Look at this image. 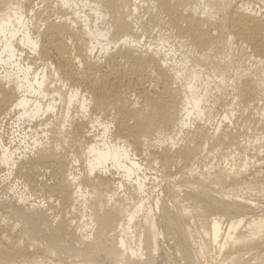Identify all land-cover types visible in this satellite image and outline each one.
<instances>
[{"label":"bare ground","instance_id":"1","mask_svg":"<svg viewBox=\"0 0 264 264\" xmlns=\"http://www.w3.org/2000/svg\"><path fill=\"white\" fill-rule=\"evenodd\" d=\"M250 149L264 153V0H0V171L60 198L0 203L21 226L0 211V262L44 264V237L71 264H155L162 230L169 264H264ZM144 161L186 168L179 187L151 202ZM83 196L89 237L65 214Z\"/></svg>","mask_w":264,"mask_h":264},{"label":"rangeland","instance_id":"2","mask_svg":"<svg viewBox=\"0 0 264 264\" xmlns=\"http://www.w3.org/2000/svg\"><path fill=\"white\" fill-rule=\"evenodd\" d=\"M248 134H249L251 140L256 138L255 137V135H256L255 131L250 130ZM12 136L13 135H10L9 138H11ZM255 143H257L256 145H259L260 141H257V142L253 141L252 145H254ZM251 147H253V146H251ZM248 153H249V160L251 162V165H250L251 168H249V173L251 175L249 177L252 178V177L258 175L259 179L263 178L262 176L264 175V153L261 154L260 156H256V157H254L255 156L254 155L255 150L250 149L248 151ZM222 161H223V159H222ZM146 162L147 161L143 162L145 168L147 167L146 168L147 169L146 175L149 174V175H147V177H149L151 179L153 178L152 181H151V179H150V182L147 181L148 187L151 188L150 190L153 189L152 196H151V191L149 194L151 196V199H150L151 202H156L159 197L164 195L162 188L167 187V185L171 186V187H179L180 181L184 178L183 174H184V172H186V168H183V166H181V168L179 170H176V171H174V173H172L171 177L166 176V177L161 178L160 173L157 175L156 174L157 172L155 170L151 171L152 167H150L149 164L147 165ZM231 162H233V161H231ZM237 162H240V159H237ZM226 163H227V161L224 160L223 165L226 166ZM155 174H156V176H155ZM7 175H8V171H6V170L2 171V172L0 171V203L4 204V205L0 204V206L2 205L3 207L4 206L6 207V205H8V203H9V205H11V203H12V205H15V206L23 204V207L27 209L28 207L29 208H33V207L39 208V206L47 207L48 205H54V204L57 206L58 202L60 203V198L57 195V193H55L53 191L41 189V188H40V190H39V188H37V189L31 188L29 190V189H27V187H25V183L23 182L22 179L18 178L14 174L9 176V177H7ZM158 176H159V178H158ZM149 178L147 180H149ZM159 185H160V187H159ZM37 190H39V191H37ZM179 190L182 191L183 188L180 187ZM47 191L49 193L51 192L50 194L52 196L49 193H47ZM125 193H126V195H125ZM146 194L147 193H142L143 196ZM255 194L253 195V194H251V192H249L245 196L250 198L253 202L259 204V206L262 207L263 210L260 209L258 206L257 213L263 214L264 213V195L259 196V194L258 195H255ZM53 195H54V197H53ZM120 195L126 196V197L130 196L133 199H135L136 201H140V199L142 198L141 197L142 195H139V192H135V189L134 190H128L127 192H126V190L124 192H123V190H121ZM181 195H185V194L182 192ZM256 196H258V197L256 198ZM85 197L83 196V197L79 198V201L76 203L77 204L76 207L74 209L71 208L69 211L66 210L65 214L68 218H70L73 221V224L80 229L81 234H84L85 237H89V235L92 233L93 225L90 223V219H89L90 208L86 204ZM56 198L57 199L59 198V199L57 200ZM30 206H32V207H30ZM58 206L60 207V204H58ZM58 210H60V209H58ZM58 210H57V212H58ZM0 211H2L1 213L3 214L2 218L5 216H8V214L6 213L5 210L1 209ZM5 214H7V215H5ZM57 215H58V219H59L61 214L57 213ZM57 215H56V217H57ZM8 217H10V218H8ZM8 217H5L4 220L8 223L10 221L11 224L15 225V226L13 225L15 230L16 229L19 230L21 228V226H20L19 222L16 220V218L14 219V217H12L10 215ZM11 217H12V219H11ZM139 219H140V217L138 216L134 225H132V229H131L132 234H130L131 236L135 237V238H133V242H132V246L135 250H138L139 248H141L139 245V242H138V236L142 231V226L138 222ZM225 225H227V223H225ZM160 233H161V235H160L161 237L159 239L160 245H159V250L155 253V256H156L155 257V259H156L155 264H169L167 261V253H172L174 251L173 241L170 240L167 237V235H165L164 233L162 234V230H160ZM40 238L35 240V243H37V246H36L37 248L33 247L34 249L32 248V250L35 253L36 252L38 253V254L37 253L35 254L36 257H38L40 259L42 258L45 262L44 264H71V260L64 259V258L57 256V255L51 256V255L43 253L41 249L45 248L46 241L43 239L44 237H40ZM177 259H178L177 260L178 264H185L184 260L180 259L179 257ZM0 264H4V263L0 262ZM85 264H108V263L106 262V260L103 257H99L95 260H92V261L90 260L89 262H87ZM199 264H205V262L200 261Z\"/></svg>","mask_w":264,"mask_h":264}]
</instances>
